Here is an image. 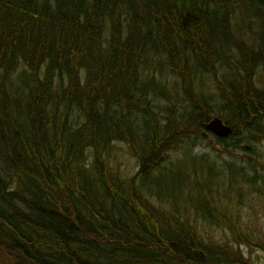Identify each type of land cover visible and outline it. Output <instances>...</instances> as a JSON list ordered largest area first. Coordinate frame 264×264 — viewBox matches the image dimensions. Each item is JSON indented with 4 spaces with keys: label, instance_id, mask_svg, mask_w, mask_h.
<instances>
[{
    "label": "trees",
    "instance_id": "trees-1",
    "mask_svg": "<svg viewBox=\"0 0 264 264\" xmlns=\"http://www.w3.org/2000/svg\"><path fill=\"white\" fill-rule=\"evenodd\" d=\"M263 138L264 0H0L7 264H250L234 215L264 171L197 149Z\"/></svg>",
    "mask_w": 264,
    "mask_h": 264
},
{
    "label": "rangeland",
    "instance_id": "rangeland-1",
    "mask_svg": "<svg viewBox=\"0 0 264 264\" xmlns=\"http://www.w3.org/2000/svg\"><path fill=\"white\" fill-rule=\"evenodd\" d=\"M207 91L216 97V89L211 84L208 85ZM203 97V94H202ZM259 152L263 155L262 157H255L256 162H254L253 158L249 156L242 155L241 153L237 152H227L217 144L212 141L211 144L203 146V144L197 149L200 150L202 153H205L209 156V158H214L215 156H222L226 160H236L238 162H253L250 169H254L255 172H263L264 171V138L257 144ZM120 156L118 159L113 155L110 159V165L116 171L124 173L126 176L134 175L138 172L139 166L137 161L132 158L127 153V148L125 145L119 148ZM182 151L174 153V157L172 156L169 161H175L178 159H183ZM176 198L181 196L180 194H175ZM235 201L238 199L235 197ZM263 201L259 195H245L243 201L239 204L240 209L236 208L234 220L244 221V227L249 228L250 230V243L243 244L244 242L238 244H234V248L239 250L247 260H250V264H264V208H263ZM217 237L219 239L224 240L225 242L228 241V235H225L220 232H216ZM223 236V237H222ZM0 262L3 264H7L3 261V258H0Z\"/></svg>",
    "mask_w": 264,
    "mask_h": 264
},
{
    "label": "water",
    "instance_id": "water-1",
    "mask_svg": "<svg viewBox=\"0 0 264 264\" xmlns=\"http://www.w3.org/2000/svg\"><path fill=\"white\" fill-rule=\"evenodd\" d=\"M206 127L220 137H229L233 133V129L220 118H214Z\"/></svg>",
    "mask_w": 264,
    "mask_h": 264
},
{
    "label": "bare ground",
    "instance_id": "bare-ground-1",
    "mask_svg": "<svg viewBox=\"0 0 264 264\" xmlns=\"http://www.w3.org/2000/svg\"><path fill=\"white\" fill-rule=\"evenodd\" d=\"M218 98V99H217ZM219 102H220V96L218 97V95H217V91H216V101H214V100H212L210 103L212 104V106H213V108L215 109L217 106V104H219ZM92 103H93V100H92ZM213 120V119H212ZM209 123V122H208ZM207 123V124H208ZM206 124V125H207ZM207 128V127H206ZM233 134V133H232Z\"/></svg>",
    "mask_w": 264,
    "mask_h": 264
}]
</instances>
